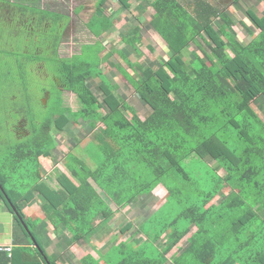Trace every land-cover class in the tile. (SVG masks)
<instances>
[{
    "label": "trees",
    "instance_id": "trees-1",
    "mask_svg": "<svg viewBox=\"0 0 264 264\" xmlns=\"http://www.w3.org/2000/svg\"><path fill=\"white\" fill-rule=\"evenodd\" d=\"M107 1L99 0L91 16V23H96L102 14L99 28L94 25L91 30L98 37L116 27L103 13ZM116 1L129 12L141 4L152 7L155 13L144 28L155 31L170 52L153 65L140 63L139 72L131 61L127 62L133 73L115 66L151 113L144 118L134 108L131 113L115 93L114 84L100 69L112 52L105 53L95 69L90 63L84 67L56 59L64 89L78 97L81 107L47 121L44 134L17 143L14 153L10 148L1 151L13 167L34 169L25 193L7 189L3 180L9 178L0 175V200L14 215L15 243L31 241L30 233L38 242L21 207L35 193L45 201V219L57 228L64 218L78 240L92 231L99 216L105 219L114 213L110 201L125 206L162 184L167 189L166 201L147 222L146 239L139 245L129 239L121 241L115 252L98 260L87 256L83 264H100L103 258L107 264H166V253L191 232L188 244L173 255L174 264H264V12L247 10L253 28L242 21L246 39L241 40L229 8L208 0ZM240 1L232 0L235 6ZM33 7L31 13L38 17L32 32L40 37L34 43L38 45L45 36L60 59L62 33L46 35L49 18L60 14L45 12L49 9L40 6L36 12ZM140 31L136 27L123 36L125 46L138 55L142 54L137 45ZM192 44L198 51L187 60L184 51ZM20 68L23 73L25 67ZM99 108L105 112L98 113ZM72 120L86 124L83 141L94 145L89 144L90 154L83 158L72 155L69 159L81 163L75 169L79 185L60 174V186L51 187L43 180L40 157L52 155V130L66 131ZM93 125L97 131L93 132ZM221 169L223 175L218 172ZM226 187L229 191L224 193ZM163 239V256L152 257ZM29 253L35 264H41L37 259L45 256L44 251L34 247Z\"/></svg>",
    "mask_w": 264,
    "mask_h": 264
},
{
    "label": "rangeland",
    "instance_id": "rangeland-1",
    "mask_svg": "<svg viewBox=\"0 0 264 264\" xmlns=\"http://www.w3.org/2000/svg\"><path fill=\"white\" fill-rule=\"evenodd\" d=\"M8 1L10 0H0V7L2 9V11H0V175H5L9 178L8 181L2 179L3 184L7 189H14L15 191L17 190V192L25 193V191L30 188L31 182L34 179L32 176L34 169L29 167L27 170L26 168L21 167V165L19 167H13L12 160L8 155H4V153L1 152L2 149L10 148L14 153L16 151L17 143L32 140L38 133L43 132L44 134L43 127L47 121L54 120V118L64 111H69V109L77 111L81 107L78 97H76L73 92L64 89L62 85L63 82H61L60 79L62 78V69L59 68V63L56 64V59L61 61V63L78 62L83 65L85 63H90V67L95 69L96 63L99 61L102 62L101 58L107 51H116L118 48L125 46V43L121 38L122 33L124 35L129 33L130 35L136 30V27H140V32L143 34V40L137 43L142 50V54L131 56L133 62L135 61L136 64H139L147 60L150 63L153 62L155 64L160 58L168 57L170 52H168L165 42L155 31L151 29L146 30L144 28L145 24L155 13L154 9L148 4L144 6L143 4L137 7L134 6L135 8L132 12H129L127 9L121 7L116 0H110L106 6L107 9L103 13L115 21L116 27L111 32L98 37L91 32V30H93L94 25L99 28L98 21L102 17V14H100V18L96 23H91V16H93L92 13L99 0H20L22 2H14L15 4ZM208 1L218 5L220 8H229L235 21L233 29L238 33L241 40L246 39V29L241 22L244 21L253 28V25L248 18L247 10L250 8L254 9L258 14L264 12V2L258 4L256 0H241L238 6H235L232 0ZM19 4L25 5L29 10L35 6L33 8L36 12L38 11L37 7L40 6L49 9L45 12L55 11L56 13H59L60 15L57 14L58 16H56V14H54L55 16L49 18V22L46 25L49 27L46 35L49 36V32H58L60 36L62 33L61 43L58 50L61 58L59 59L55 56V49L51 46L44 51V54H40V58L35 56L34 54L36 53L34 50L36 43H34L33 48L31 46L29 47V54L34 53L32 57L34 68L33 70L25 69L23 73L21 72V68L16 64H18L17 60L21 61L23 58L27 57L20 53L22 52L24 43L22 41L15 43L17 47H20L18 52H12L11 49L8 51V46L5 45L6 42L10 43L12 41V36L16 31V27L12 23L15 19L13 18L14 21L12 22L8 19L11 12L13 16L15 15L14 11L10 8L18 9ZM111 7H113L114 10H109ZM50 15H52V13H50ZM102 22L101 19L100 23ZM49 24L51 26H49ZM33 36L35 37L36 34L33 33ZM41 38H45V36H42ZM38 39L40 40V37H38ZM101 44L105 46V49L101 48ZM193 51H198L197 46L194 44L185 49L184 55L187 60L190 58V54ZM41 60L43 62H38ZM125 60L126 58H122L117 52H115L109 61L100 62V68L105 73L107 79L109 78L113 83H119V78H121V76L117 70L115 71V64L113 63H116V65L119 63L127 68V70L131 71V68L128 67ZM84 67L86 66L84 65ZM113 73H115L117 77ZM131 100L132 99L129 98L128 102ZM97 111L98 113L105 112L102 108H99ZM129 111L131 113L133 112L132 109ZM262 112H264V110ZM22 118L26 120L30 133L25 138H17L12 126L15 123L17 124ZM81 123L84 124L82 120H79L77 123L72 122V125H74L72 126V129L81 127ZM93 127L96 126L93 125ZM94 131H97V127L94 128L93 132ZM52 135L56 147L53 150L57 151L56 153L59 155V158L57 157L58 161H62L65 157L66 159H64V161L66 160L67 162L68 159L72 158V155H76L79 159L83 158L84 156L82 155L84 154H90L89 144L93 143L88 141V145H86L85 143L87 140L84 142V137L80 135L77 136L75 139V141H77L76 145L70 149V135L67 132L57 131V129L54 128L52 130ZM51 154L53 155L54 153ZM69 154L70 157L67 159L66 156H69ZM52 160L54 161V158L52 157H40V163L44 167L47 166V168L51 167L54 162L56 163V161L53 162ZM77 161L79 163V160ZM51 162L52 164L49 166L48 164ZM56 171L61 170L57 168ZM218 172L220 175H223L224 173L222 169ZM44 174L45 175L43 176L45 178H51L53 176V174L51 175V172L49 175H46V172ZM52 179L53 177L49 179V181ZM227 191H229V188L226 187L224 193H227ZM175 213L174 210V214ZM194 230L195 228L193 231ZM192 233L193 232L185 235L170 252L166 253V264H174L172 262L173 255L178 253L188 244ZM128 236V232L123 234L119 229L113 228L108 238L112 239L114 237L115 241L120 242L127 239ZM131 244V241H129V245ZM158 245L159 248L152 252V257L159 258L163 256V251L166 248L164 239L159 242ZM114 257L116 258L117 256L114 255Z\"/></svg>",
    "mask_w": 264,
    "mask_h": 264
},
{
    "label": "crops",
    "instance_id": "crops-1",
    "mask_svg": "<svg viewBox=\"0 0 264 264\" xmlns=\"http://www.w3.org/2000/svg\"><path fill=\"white\" fill-rule=\"evenodd\" d=\"M11 1L13 0H10V2ZM19 1L20 0L13 2L16 3ZM108 2H110V0L105 4V10L107 9L106 6L108 5ZM117 3L121 6L118 1ZM109 10H114V8L111 7ZM147 23L145 25H147ZM137 31H139V28L137 29ZM140 34L141 35L139 39H141L142 41L143 34L141 32ZM121 36L122 41L125 43V41L123 40L124 34L122 33ZM119 50H121V52L125 54V56H127V60L125 61H131L136 67V71L139 72L137 67L140 63L136 64L135 61L133 62L131 58V56L133 55H138L137 52H134V49L130 48L129 46H124L118 48L116 51L109 50L107 52H112L113 55L115 54V52H117L120 55ZM193 52L192 54H190V56L193 55ZM113 55H111V57H113ZM111 57L109 58V60L111 59ZM141 63H143L144 65H152L151 63L153 62L150 63L149 61L145 60V62ZM113 64H115L114 66H116V63ZM117 66L122 65L118 63ZM128 67L131 68V71L127 70V68L125 67L123 68H125L129 73H133L134 71L132 70V67H130L129 65ZM116 70L117 69L115 67V71ZM117 72L119 73L118 70ZM113 74L117 77L115 73ZM119 75L121 76L120 73ZM99 84V79H96V81H94V85L98 86ZM111 84H114V89L117 96L125 100L128 110H133L134 108L142 118L151 113L150 107L140 99V96L135 92L133 87L126 81L124 77L121 76V78H119V83L111 82ZM95 89H97V87H95ZM129 98H131L132 100L128 102ZM72 122L73 120L71 121V123ZM72 126L74 125H69L68 130L65 131L70 135V149H72L76 145V137L79 135L83 137V135L86 133L84 124L81 125V127L76 128L77 130L74 133L69 131L72 130ZM56 152L57 151L53 150L52 153L54 154L49 156L54 158V161H56L55 163L52 160L54 163L51 167L47 168V166L44 167L42 166V164H40L42 175H45V172L47 173L46 175H49L50 172L51 175L53 174L52 180L49 181V178H45L44 176L43 180H47L51 187L58 188L60 186L59 180H61L59 179V175L65 174L72 182H74V184L79 185L81 183V179L75 169L79 168L81 166V163H78V161L76 160H69L68 155L66 156L68 159L67 162L66 160L64 161V159H66L65 157L62 161H58L57 157L59 158V155ZM41 158L45 157L42 156ZM50 164H52V162L48 165L50 166ZM57 168H59L61 171H56ZM166 195L167 189L162 184H159L152 190V192L138 196L132 202L125 206H117L110 201V205L113 207V209H115L114 213L110 217L105 219H103L102 216H99L94 222V228L92 229V231L85 234L80 239L75 240L68 227H66L64 218H60L61 220L60 222H58L57 228L49 219H45V201L40 197L38 193H35L33 199L28 204H23L22 208L25 215L27 216L26 219L31 225V229L35 231L34 234L38 242L35 240L34 236L30 233L27 227L26 230L30 233L32 239L31 241H28L27 239L26 241H22L21 243H15L14 241V232L16 231L14 215L9 210L7 205L2 200H0V247L11 248L10 251L0 250V264H12L13 261L16 264H35V259H33L29 253L30 251L34 250V247L36 249H39L40 252L44 251L45 256L37 259V261L41 262V264H50V260L54 261L55 264H83V259L87 256H92L95 260H98L101 255L105 257L109 255V253L112 252L121 242L115 241L114 237L112 239L108 238L113 228L119 229L120 232L121 229H126L125 233L128 232L129 234L127 239L131 240L134 244L139 245V243L146 239V235L144 232L145 230H147V222L158 213L159 207L166 201ZM41 248L43 251L41 250ZM99 262L100 264H107L104 258Z\"/></svg>",
    "mask_w": 264,
    "mask_h": 264
},
{
    "label": "flooded vegetation",
    "instance_id": "flooded-vegetation-1",
    "mask_svg": "<svg viewBox=\"0 0 264 264\" xmlns=\"http://www.w3.org/2000/svg\"><path fill=\"white\" fill-rule=\"evenodd\" d=\"M8 2H10V1H8ZM19 2H22V1H19ZM19 2H16V3H19ZM10 3H14V2H10ZM10 9H12L14 11L15 15L13 16L12 12L10 10L11 13L8 16V19L10 20V22L14 21V19H15V21L12 23L16 27L15 28L16 31H15L14 35L12 36L13 37L12 41L10 43L6 42L5 45L8 46L7 47L8 51H10V49H11L12 52H18L20 47H17L15 45V43L19 42V40L22 41L24 43V47L22 49V52H20V53L23 54V56H27V57L23 58L21 61L17 60L18 64H16V65L19 67L22 66L23 68L25 67V69H28V70H33L34 62L32 61V57H33L34 53L29 54V52H30L29 47L31 46L33 48L34 39L36 41H39L37 36L34 38L32 37V34H33L32 31L34 29V23H35V16H33V14L31 13V10H29V8L26 7L25 5L19 4L18 9L12 8V7ZM24 10H26V14H25ZM0 11H2L1 7H0ZM28 11H30V12H28ZM39 43L40 44L35 46V50H34V52L37 54V56L39 54H42V53L44 54V51L50 46L48 44L46 38H42V40ZM38 62H43V61L41 60ZM12 129H13L17 138H25L30 133L29 127H27V123H26V120L24 118L20 119V121L17 124L15 123L12 126Z\"/></svg>",
    "mask_w": 264,
    "mask_h": 264
},
{
    "label": "built area",
    "instance_id": "built-area-1",
    "mask_svg": "<svg viewBox=\"0 0 264 264\" xmlns=\"http://www.w3.org/2000/svg\"><path fill=\"white\" fill-rule=\"evenodd\" d=\"M0 250H9L10 251L11 248H8V247H6V248L5 247H0Z\"/></svg>",
    "mask_w": 264,
    "mask_h": 264
},
{
    "label": "water",
    "instance_id": "water-1",
    "mask_svg": "<svg viewBox=\"0 0 264 264\" xmlns=\"http://www.w3.org/2000/svg\"><path fill=\"white\" fill-rule=\"evenodd\" d=\"M27 228V226H25Z\"/></svg>",
    "mask_w": 264,
    "mask_h": 264
}]
</instances>
